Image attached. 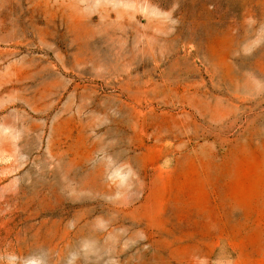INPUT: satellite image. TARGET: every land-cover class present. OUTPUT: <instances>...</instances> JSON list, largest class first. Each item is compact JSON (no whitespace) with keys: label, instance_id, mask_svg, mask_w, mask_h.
I'll return each instance as SVG.
<instances>
[{"label":"rangeland","instance_id":"rangeland-1","mask_svg":"<svg viewBox=\"0 0 264 264\" xmlns=\"http://www.w3.org/2000/svg\"><path fill=\"white\" fill-rule=\"evenodd\" d=\"M264 264V0H0V264Z\"/></svg>","mask_w":264,"mask_h":264},{"label":"clouds","instance_id":"clouds-1","mask_svg":"<svg viewBox=\"0 0 264 264\" xmlns=\"http://www.w3.org/2000/svg\"><path fill=\"white\" fill-rule=\"evenodd\" d=\"M23 264H38V261L35 258H27L24 260Z\"/></svg>","mask_w":264,"mask_h":264}]
</instances>
